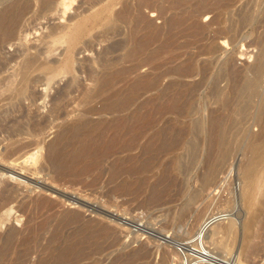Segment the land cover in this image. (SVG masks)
Masks as SVG:
<instances>
[{
  "label": "bare ground",
  "instance_id": "obj_1",
  "mask_svg": "<svg viewBox=\"0 0 264 264\" xmlns=\"http://www.w3.org/2000/svg\"><path fill=\"white\" fill-rule=\"evenodd\" d=\"M68 1L69 5L67 0H0V216L5 210L15 209L25 219L20 228L12 225L0 231V262L24 263L33 255L40 264H73L85 256L95 257L96 264L109 259L111 250L119 244L117 230L107 222L91 221L75 209L80 206L78 197H68L72 200L69 205H75L65 208L62 200L46 195L50 190V194L57 191L48 183L28 181L26 189L21 190L2 179L4 174H15L14 165H19L20 171L48 175L47 182L58 185L66 176L86 173L87 169L79 167V163L91 157V146L97 142L122 152L138 150L130 157L135 163H123L126 166L122 171H110V179H122L112 190L114 196L131 192L125 168L138 174L152 171V163H140L138 159L142 149L163 134H172L175 141L182 140L190 163H203V181L215 182L227 172L226 179L233 174L234 163H248L243 194L251 198L258 192L264 194V183L259 178L264 169L256 164L264 163V0H93L98 8L83 23L78 22L71 29L52 27L44 36L53 45L47 53L65 47L58 65L48 59L41 46L32 47L29 52L21 48V41L15 43L29 29L26 17L34 2L43 12L53 11L58 3L68 7L74 0ZM146 10L161 19L162 24L151 20ZM205 16L208 22H203ZM96 28L101 29L96 40L106 41L112 35L121 38L97 53L93 64L83 66L92 87L82 91L80 109L67 113L74 118L57 131L32 168L28 165L35 153L30 152L31 147L42 149L36 138L62 118L64 98H60L72 94L80 84L75 75L82 72L75 65L78 46L83 44L84 50H94L93 42L83 40ZM221 40L233 47L241 42L247 48L253 47V61L239 65L226 49L221 53ZM8 45L14 47L13 53L3 52ZM143 68L147 70L143 72ZM61 73L68 78L51 98L49 114H26L23 101L32 105L40 98L34 86L45 85L49 91ZM95 115L97 120L91 117ZM254 126L258 127L257 132H253ZM109 131H113L110 138L100 141ZM148 133H152L150 138L141 146L142 137ZM67 139L73 140L72 146L64 144ZM22 158L24 164L20 163ZM166 173L163 170L160 175ZM153 176L150 173L149 177ZM1 217L0 225L5 220ZM141 226L138 225L139 229ZM209 241L216 244L218 240ZM218 242L226 246L223 239ZM89 243L92 250L87 253L84 248ZM219 244L216 245L222 247ZM140 251L130 255L137 257ZM234 261L243 264L239 255Z\"/></svg>",
  "mask_w": 264,
  "mask_h": 264
},
{
  "label": "rangeland",
  "instance_id": "obj_2",
  "mask_svg": "<svg viewBox=\"0 0 264 264\" xmlns=\"http://www.w3.org/2000/svg\"><path fill=\"white\" fill-rule=\"evenodd\" d=\"M67 2V5H69L68 0ZM93 3V0H74L68 7H66L67 5L64 6L63 4L58 3L53 11L49 10L41 12L40 7L37 5L38 3L34 2L32 12L26 17V25H29V29L28 31L26 30L21 33L15 43L19 44L21 41V43L24 44L21 48L27 49L29 52L33 51L32 47L41 46V49L46 51L48 59L51 62H56L55 64L58 65L60 60L64 57L65 47L62 46L56 51L47 53V50H49V48L51 49L53 45L48 41L50 39H46L44 36L48 34L49 28L66 26L71 29L76 23H83L98 8V6L95 7ZM145 13L151 20H154L156 24H162V20L158 19L154 13L149 12L148 10H146ZM202 20L203 22H208L209 18L205 16ZM90 24L91 23H88V25ZM100 30V28L91 29L83 40V42H93L94 50H84L83 44L78 46L75 65L81 67L82 72H76L75 75L79 79L80 84L77 87L75 86L72 94H67L68 96L66 95L65 97L60 98V100L64 98L61 105L63 111L62 118L50 124L45 133L40 135V138H36L40 144L42 143L43 147L42 149H39L40 147H31L32 149L30 152H35V159L32 160L34 156L30 158L28 163L30 167H34L33 163H35L37 156H39V159L41 160L42 153H45L46 151V145L54 140L57 136V131L61 130L72 121L74 118L73 114L68 115L67 113L80 109L79 101L82 91L92 87V82L87 79L83 66L86 64L88 66L93 64L95 59H97V53L99 55L103 51V48L109 43L121 38L120 36L112 35L106 41L96 40L95 37L100 33ZM218 46L221 49L223 48L221 53L226 49V53L233 54L239 65L245 63V61L251 63L253 61V56L256 53V49L253 47L247 48L242 42L233 47L221 40L219 41ZM56 47L59 46L57 45ZM13 50L14 47L8 45L3 52L13 53ZM251 54L252 57H250ZM94 66L96 65L94 64ZM146 70L147 68L142 69L143 72ZM67 78L66 75L64 76V74L61 73L55 78L56 80L54 81L55 83L53 82V88L49 91L46 90L45 85H35L34 91L35 93H39L37 95L38 98H40L37 100V104L34 103L32 105L29 104L28 100L23 101V105L26 107V114H49L48 109L52 107L51 98L56 95V91L60 89V86L62 87V85L65 84ZM91 117L93 120L98 119V116L96 115ZM252 130L253 132H257L258 127L254 126ZM112 132L113 131L107 132L104 138L100 141L108 140ZM151 134L152 133H148L142 137L140 141L141 146H144ZM64 144L66 146L68 145L67 147H70L73 145V140L67 139ZM150 146L142 149L144 153L142 152V156L138 160L141 161L140 163H152V171L138 174L125 168L126 176L128 177L127 180L132 184V189L131 192H125L126 194L120 193L119 195H115L116 197L112 195V190L117 189L119 186L118 184L122 182V179H110V174L112 173L110 171H116L115 169L122 171L121 168L123 169L126 166L125 164L123 165V163H135L136 161L132 159L130 160V157L136 154L138 150L133 152H122L118 148L107 149L101 146L100 142L94 143V145L91 146L93 151H91V157L88 160L83 161V163H79V167L87 169L86 173L77 176H66L61 179L58 185H53L49 181L47 182L46 178H48V175L35 176L34 174L20 171L21 169L19 165H14V171L17 175L7 173L2 176V179L21 190L24 188L26 189L28 181L31 182L34 180V183H48V186L52 185L53 189L57 190L53 194H50L51 190L48 191L46 193L48 197H51L52 199L54 197V200L59 199L58 201L62 200L61 203L64 204L65 208H74L75 204L69 205V202H72L69 198L73 196L78 197L81 202L78 204L80 206H75V209L78 208V210L83 212L85 217L89 220L91 219V221L107 222L106 224H110L111 227H114L117 230V236H119L120 242H117L119 244H116L111 250L109 259L102 264H124L127 261L129 262L128 264H183V259L181 258L182 254L178 251L179 248H177V246L189 239L202 240L203 243L207 241L205 244H208L210 242L209 238L210 240H213V242L216 240L221 241L223 239V242L226 243V246L224 244L223 246L222 244H219L218 241H216L217 243L215 242L217 245H222V247H218L216 244H212V242H210L211 244L209 243V246H211V248L213 247L212 251L216 254L218 253L221 258H230L237 261V256L239 255L243 264H264V194L258 192L252 198L250 195L245 196L243 194L246 166L248 163H234L233 174H229L226 179L224 178L227 172L222 175L224 178H218L215 182H205L203 181V175H205L206 170L204 169L203 163H190L182 140H180V142L175 141V137L173 138L172 134H163L160 135L159 139L153 142ZM20 163L24 164L23 158L20 160ZM256 164L260 170L264 169V163ZM112 168L114 170H112ZM230 168L232 167L230 166ZM163 170L167 172L165 174L166 176L160 175V172ZM150 173L154 174V176L149 177ZM18 174L25 177H20ZM162 177L163 179L158 180V178ZM259 178L264 183L263 172L260 173ZM141 179H143V181ZM156 185L158 186L157 188ZM66 198H68L67 200L69 201H67ZM250 205H254V207L252 208ZM6 211L7 210L2 212L3 215L1 214L3 217L0 216L3 220L5 218L3 221L4 223L2 222L0 225V231L5 230L7 226L12 225H15V227L18 228L22 227L25 222L24 217H22L15 209H13L12 212L11 210ZM202 212L203 214L201 215L200 213ZM206 215L207 217H205ZM197 217L198 220H196ZM217 219L219 222H215ZM230 220L235 221V223ZM217 222L220 226L222 224L221 228H219L220 226L217 225ZM227 222H231L230 225H228ZM214 223L218 228L216 226H211ZM139 224L143 225L140 229L138 227ZM204 224L207 225L204 226ZM223 225H225V227ZM231 225L234 226L231 228ZM194 226L195 228L197 227V229L194 230ZM210 226L215 232L210 229ZM227 226L229 228H227ZM214 228H217L218 231ZM217 232H220L221 234ZM211 235L214 236L213 239H211L213 237H211ZM217 236L222 239L219 240V238H217L215 240V237ZM213 245L217 247H215L217 250ZM85 246V252L88 253L92 250L90 243ZM134 250H141L140 255H142V257L140 255L132 257L130 253H134ZM147 250L148 253L146 252ZM142 252L145 253L144 256ZM146 255L147 257H145ZM33 257L35 256L33 255ZM33 257L28 262L23 260L24 263L22 260H12L7 263L1 261L0 264H40L37 263V260ZM175 259H177V261ZM94 260L95 257L93 256H85L73 264H96ZM44 264L53 263L46 262Z\"/></svg>",
  "mask_w": 264,
  "mask_h": 264
},
{
  "label": "built area",
  "instance_id": "obj_3",
  "mask_svg": "<svg viewBox=\"0 0 264 264\" xmlns=\"http://www.w3.org/2000/svg\"><path fill=\"white\" fill-rule=\"evenodd\" d=\"M183 264H236L234 259H224L212 251L202 240L189 239L179 244Z\"/></svg>",
  "mask_w": 264,
  "mask_h": 264
}]
</instances>
